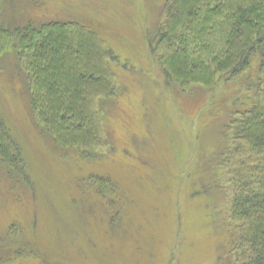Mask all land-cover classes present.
Here are the masks:
<instances>
[{
	"label": "rangeland",
	"instance_id": "374dc122",
	"mask_svg": "<svg viewBox=\"0 0 264 264\" xmlns=\"http://www.w3.org/2000/svg\"><path fill=\"white\" fill-rule=\"evenodd\" d=\"M165 1L37 0L40 16L90 27L119 59L110 67L120 94L98 104L110 148L94 158L44 134L21 63L0 56V112L31 180L17 183L0 160V264H230L231 197L211 186L207 169L222 141L214 118L228 112L218 100L240 84L193 94L167 87L150 49ZM90 175L120 188L101 198Z\"/></svg>",
	"mask_w": 264,
	"mask_h": 264
},
{
	"label": "trees",
	"instance_id": "16d2710c",
	"mask_svg": "<svg viewBox=\"0 0 264 264\" xmlns=\"http://www.w3.org/2000/svg\"><path fill=\"white\" fill-rule=\"evenodd\" d=\"M38 3L0 0V56L13 52L21 63L44 134L77 158H94L110 146L98 104L120 94L110 67L119 59L90 27L40 16ZM163 13L150 49L167 87L193 94L240 84L231 99L218 100L216 108L228 112L214 118L221 119L222 141L207 173L211 186L231 197L224 228L230 264H264V0H166ZM0 160L17 183L31 185L20 144L1 112ZM89 178L87 186L91 182L101 198L120 188L107 177Z\"/></svg>",
	"mask_w": 264,
	"mask_h": 264
}]
</instances>
